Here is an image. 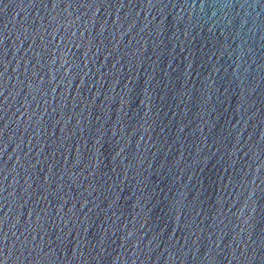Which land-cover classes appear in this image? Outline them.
Returning a JSON list of instances; mask_svg holds the SVG:
<instances>
[{
	"label": "water",
	"instance_id": "obj_1",
	"mask_svg": "<svg viewBox=\"0 0 264 264\" xmlns=\"http://www.w3.org/2000/svg\"><path fill=\"white\" fill-rule=\"evenodd\" d=\"M0 264H264V0H0Z\"/></svg>",
	"mask_w": 264,
	"mask_h": 264
}]
</instances>
